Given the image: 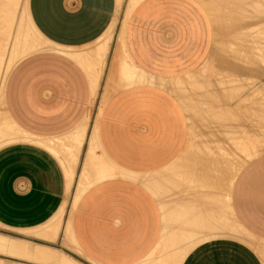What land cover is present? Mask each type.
<instances>
[{"label":"crops","instance_id":"obj_1","mask_svg":"<svg viewBox=\"0 0 264 264\" xmlns=\"http://www.w3.org/2000/svg\"><path fill=\"white\" fill-rule=\"evenodd\" d=\"M227 2L28 0L30 21L44 46L19 60L1 89L0 141H12L0 142V264H57L63 256L77 264H264V11L261 16L252 10L256 0H243L238 4L245 6L233 10H225L232 8ZM128 7L119 33L122 52L115 54L104 85L113 40L108 31ZM241 8L236 13L243 22L236 23L243 31L234 24L235 34L228 20ZM227 38L235 45L241 39L238 49ZM110 41L101 71L102 48ZM227 48L248 53V60L236 55L237 63L232 61ZM224 63L242 80L251 72L260 78L251 86L247 79L245 90L240 87L245 81L231 77L241 84L227 83L226 91L221 77L232 73L224 69L221 76ZM248 65L261 69L248 72ZM93 72L101 74L97 87ZM215 84L221 90L214 93ZM213 100L222 103L214 108ZM229 102L233 110L238 105L236 116L231 114L235 120L246 110L256 115L245 113L250 118L236 122L225 109ZM217 107L220 117L225 110L229 116L222 117L231 127L229 136L223 123L217 125V114L212 121ZM95 130L98 159L113 173L89 186L73 210L82 180L77 162L87 168ZM208 158L218 165L211 162L206 182L200 172ZM69 221L73 242L65 231ZM56 227L61 230L54 236Z\"/></svg>","mask_w":264,"mask_h":264},{"label":"bare ground","instance_id":"obj_2","mask_svg":"<svg viewBox=\"0 0 264 264\" xmlns=\"http://www.w3.org/2000/svg\"><path fill=\"white\" fill-rule=\"evenodd\" d=\"M229 2H227L228 3V5L229 4H231L232 5V3H230V0H228ZM232 1H234V0H232ZM236 1H239V0H235L234 1V3H233V5H232V8H230V7H227V5L225 6V10H227V8H229L230 10L232 9L233 10V8L235 9V7H236V9H238L237 7H239L240 8V6L241 7H244L245 6V4L244 5H241V4H238V3H240L241 1V3H243V0H241V1H239L238 3L236 2ZM250 1V0H249ZM252 1H255V0H252ZM259 1V0H258ZM260 1H264V0H260ZM260 1H259V5H260V7H259V5H258V2H257V0H256V2H255V4H253L254 5V7L256 6L257 7V5H258V8H253L252 10H254V9H256L257 11H258V13L262 10V11H264L263 9H264V7H263V5H262V3L264 4V2H261L260 3ZM27 2H28V0H0V78H1V74H2V76L4 75L3 74V72L6 70V74H7V72L9 71L10 72V68L12 67V65L18 60V59H21L22 57H24L25 55H28V53L29 52H31L32 50H34V48H35V41L36 40H34L33 39V37H38V39H42V37L36 32V29L33 27V25H32V23H31V21H30V17H29V15H28V9H27ZM235 2L238 4V6L235 4ZM245 2V1H244ZM222 3V2H221ZM224 3V2H223ZM252 3V2H251ZM251 3H249V4H251ZM254 3V2H253ZM257 4V5H256ZM134 5V2H131V5L130 6H133ZM236 5V6H235ZM247 5H248V3H247ZM247 5H246V8L247 9H251V5H248V7H247ZM261 6H262V8H261ZM22 8V9H21ZM245 8V9H246ZM243 8H241L240 10H239V12L236 10L235 11V14H233L232 13V15L231 16H233V15H235V16H233L234 17V20L233 19H230V20H228V21H230V23L232 24V25H230V27L231 28H233V33H235V31H236V33L235 34H237V30L235 29V26L236 25H234V24H237V26H236V28L238 27V25L240 26L241 24H238V23H236L237 21L239 22V23H241V21L243 22V20H241V21H239L240 19H242L241 17H239V13H240V11L242 10ZM222 10V9H221ZM257 11H254V12H257ZM227 12V11H226ZM228 12H229V10H228ZM234 12V11H233ZM238 14H237V13ZM243 12V11H242ZM244 12L247 14V12L244 10ZM261 13H264V12H261ZM261 13H259L261 16L263 15V14H261ZM236 14H237V16H236ZM244 14V13H243ZM256 14V13H255ZM258 14V15H259ZM241 15H242V13H241ZM245 15V14H244ZM248 15H251V13L249 12V14ZM260 16V20L261 19H263V17H264V15H263V17H261ZM226 17H228V16H226ZM242 17H243V15H242ZM244 17H246L245 19H246V21H247V18H249V17H247V16H244ZM229 18V17H228ZM230 18H232V17H230ZM237 20H236V19ZM258 18V17H257ZM239 19V20H238ZM254 19V18H253ZM232 20V21H231ZM236 20V21H235ZM225 21V20H224ZM228 21H226V22H228ZM235 22V23H234ZM244 24V23H243ZM242 24V25H243ZM228 25H229V23H228ZM259 25V24H258ZM263 26H264V24H263ZM223 27V26H222ZM243 27V26H242ZM241 26L239 27V29H241L242 28ZM256 27H257V25H256ZM255 27V28H256ZM248 28H250V27H248ZM248 28H246V29H248ZM224 29V28H223ZM226 29V28H225ZM238 29V28H237ZM238 29V30H239ZM243 29V28H242ZM241 29V30H242ZM230 30V29H229ZM232 30V29H231ZM253 30V29H252ZM226 31V30H225ZM243 31V30H242ZM229 32V31H228ZM232 32L230 33V36H231V34H233ZM239 33H241V32H239ZM225 34V33H224ZM228 35V34H227ZM238 35H240V34H238ZM244 35V34H243ZM259 35H261V34H259ZM33 36V37H32ZM234 36V35H233ZM224 37V36H223ZM228 37H229V35H228ZM235 37V36H234ZM234 37H233V39H234ZM237 37V36H236ZM235 37V38H236ZM259 37V36H258ZM263 37V36H262ZM262 37H260V39L262 38ZM226 38V37H225ZM232 38V37H231ZM231 38H227L228 39V42H227V44H229V41H230V43H232V42H234V40L233 39H231ZM239 38H240V36H239ZM246 38H248V37H246ZM253 38H255V37H253ZM37 39V40H38ZM232 40V42H231V40ZM238 39V38H237ZM257 39V38H256ZM241 40V39H240ZM240 40H238V41H240ZM245 40V43H246V39H244ZM248 40V39H247ZM249 40H250V38H249ZM255 40V39H254ZM39 41V40H38ZM224 41V40H223ZM238 41H236V45H237V42ZM251 41H252V38H251ZM258 41V40H257ZM260 41V40H259ZM261 41H262V39H261ZM222 42V41H221ZM242 42H243V40H242ZM257 43V42H256ZM110 44H111V41L110 42H108V43H106L104 46H103V48H102V51H103V53H104V57H103V59H102V61H101V63H100V69H101V71H103L104 69H105V64H106V62H107V58H108V53H109V47H110ZM226 44V45H227ZM248 44H250V42L248 43ZM252 44V46H253V43H251ZM260 43H258V45H259ZM262 44V43H261ZM260 44V45H261ZM232 45H235L234 43H232ZM235 45V48H237V46ZM240 45V44H239ZM242 45H243V43H242ZM241 45V46H242ZM259 45V46H260ZM263 45V44H262ZM262 45H261V47H262ZM228 46V45H227ZM245 46V45H244ZM250 46V45H249ZM225 47V46H224ZM247 47V46H246ZM245 47V49H247L248 50V48H246ZM229 48V47H228ZM228 48H227V50H228ZM233 48V47H232ZM242 48V47H241ZM263 49H264V46L262 47ZM238 49V48H237ZM262 49V50H263ZM222 50V49H221ZM231 51H226V52H231L230 54H229V56L231 55V58H232V61H234V62H236L237 60V58L239 57V56H241V58L240 59H242L243 57H244V55H245V57H246V59L248 58L247 56L249 55L248 53H246V54H248L247 56H246V54L244 53V55L242 54V53H240V52H242L241 50H240V46H239V50H240V52L239 53H235L234 51H232V49H230ZM243 50V49H242ZM246 50V51H247ZM250 50V49H249ZM254 50H255V48H254ZM238 50H236V52H237ZM251 51H253V50H251ZM264 51V50H263ZM222 52V51H221ZM235 53V56L236 55H238V57L236 56V57H234L233 55H234V53ZM243 52H245V50H243ZM250 52V51H249ZM256 52V50L254 51V53ZM217 53V52H216ZM223 53H224V51H223ZM241 54V55H240ZM222 56H225V55H223V54H221ZM226 55H227V57L230 59V57L228 56V54L226 53ZM243 55V56H242ZM250 55H252V54H250ZM261 55V54H260ZM221 57V56H220ZM250 57V56H249ZM253 57H254V54H253ZM256 57V56H255ZM9 58V59H8ZM224 58V57H223ZM223 58L221 59L222 61H223ZM233 58H234V60H233ZM236 58V59H235ZM252 58V57H251ZM250 58V59H251ZM257 58V57H256ZM245 58H243V60H244ZM249 59V60H250ZM259 59H260V57H259ZM258 59V60H259ZM8 60V61H7ZM220 60V59H219ZM227 60V59H226ZM239 60V59H238ZM248 60V59H247ZM257 60V59H256ZM263 60V59H262ZM252 61H255V60H252ZM221 62V61H220ZM225 62V61H224ZM228 62V61H227ZM258 62V61H257ZM8 63V64H7ZM237 63V62H236ZM239 63H241V62H239ZM245 63H246V61H245ZM248 63V62H247ZM256 63V62H255ZM254 63V64H255ZM232 64V63H231ZM252 64H253V62H252ZM260 64V63H259ZM261 64H262V62H261ZM6 65H7V67H6ZM224 65H227V64H223L222 65V67L220 66V65H215L216 67H218V66H220L219 68H218V70L220 71L221 69V71H222V73H221V76L223 75V73H224V71L228 68L227 66H225V67H227L226 69L223 67ZM232 65H234V64H232ZM235 65H237V64H235ZM235 65H234V67H235ZM241 65H242V63H241ZM244 66H245V68H246V65L245 64H243ZM250 65V64H249ZM248 65V69H249V71L248 72H250L251 70H250V68H253V66H257V67H260L259 69H258V71L261 69V66H258V65H253V66H249ZM228 66H229V64H228ZM89 67V66H88ZM231 67V66H230ZM262 67H263V65H262ZM240 68H241V66H240ZM256 68V67H255ZM91 70H92V68H90ZM225 69V70H224ZM230 69V68H229ZM229 69H227V70H229ZM237 69V68H236ZM235 69V70H236ZM247 69V70H248ZM224 70V71H223ZM227 70L225 71V72H227ZM233 70V72H231V70H229L232 74L231 75H229L230 77H228L227 75H226V73H224V78L223 77H221V79H223V80H221V83L223 82V84L222 85H224V86H221V88H225L226 89V91L228 90V88H230L229 86H226L227 85V83H228V85H229V83L230 84H233L234 83V85H235V82H236V85L235 86H238V84L237 83H240L241 84V81H245L243 84H241L242 86H240V87H242L243 88V86H244V88L243 89H247V84H246V82H247V79L248 80H250V83H249V85L251 86L253 83H255V80L257 81L259 78H260V76H256V74H255V76H256V78H255V76L252 78V75H254L252 72H251V78H249L248 76H245V77H247V79L245 80L244 79V77H243V79L244 80H242L241 78H239V74L236 76L235 74H236V72L234 71V69H232ZM239 70V69H238ZM254 68H253V72H254ZM228 71V72H229ZM262 71H263V69H262ZM217 72V71H216ZM227 72V73H228ZM257 72V71H256ZM264 72V71H263ZM93 73H95V72H93ZM235 73V74H234ZM220 74V73H219ZM234 74V75H233ZM244 74V73H243ZM248 74V73H247ZM246 74V75H247ZM218 75V74H217ZM216 75V76H217ZM227 76V78H228V80H229V82H227V81H225L224 79L226 78V76ZM94 76H95V86L97 87V85H99V80H100V77H101V74H97V73H95L94 74ZM141 76V75H140ZM234 76H236L237 78H239V80H241V81H236L235 79V77ZM244 76V75H243ZM263 76V75H262ZM262 76H261V78H262ZM231 77H234L235 79H232V80H234L235 82H231V79H229V78H231ZM241 77V76H240ZM257 77H259V78H257ZM4 78V77H3ZM6 79V78H5ZM141 79L142 80H144L143 79V77H141ZM220 77L218 78V81L220 82ZM251 79H252V81H251ZM253 79H255V80H253ZM2 80V79H1ZM199 80V79H198ZM215 80V79H214ZM144 81H146V80H144ZM218 81H217V83H218ZM225 81V82H224ZM202 82V81H201ZM212 82V81H211ZM224 83H226V84H224ZM248 83V82H247ZM196 84H197V82H196ZM211 84V83H210ZM209 84V85H210ZM219 85H221V84H219ZM246 85V86H245ZM248 85V88H250V86ZM212 86V85H211ZM215 86H216V84H215ZM235 86H232L231 87V89L232 88H235V89H238V87L236 88ZM259 86H261V85H259ZM262 86H264L263 84H262ZM195 87V86H194ZM201 87V86H200ZM200 87H196V88H200ZM210 87V86H209ZM227 87V88H226ZM253 87V86H252ZM195 88V89H196ZM205 88V87H204ZM216 89H212L211 88V90L213 91L214 90V93H215V91H218L219 89V87H215ZM223 88V89H224ZM208 89V88H207ZM218 89V90H217ZM240 90H241V88H239ZM238 89V90H239ZM258 90H260V89H262L261 87H260V89L259 88H257ZM257 89L255 90V91H257ZM210 90V89H209ZM221 90V89H220ZM219 90V91H220ZM230 90V89H229ZM251 90V89H250ZM205 91V90H204ZM234 91V90H233ZM232 91V92H233ZM237 92V91H236ZM235 92V93H236ZM259 92H261V91H259ZM258 92V93H259ZM263 92V91H262ZM205 93V92H204ZM203 93V94H204ZM212 94H214L213 92H211ZM217 93V92H216ZM238 93V92H237ZM241 93V92H240ZM232 94L233 93H231V96H232ZM263 94V93H262ZM228 95V94H227ZM230 95V94H229ZM234 95V94H233ZM249 95H251V94H249ZM254 95V94H253ZM207 96V95H206ZM220 96H222V95H220ZM230 96V97H231ZM255 96H257V95H255ZM258 96H261L260 94L258 95ZM263 96V95H262ZM217 97L218 96H216L214 99L215 100H217ZM219 98V97H218ZM227 98H228V96H227ZM238 98H240L239 97V95H238V97L235 99L236 101H237V99ZM250 98V97H249ZM249 98H245L244 97V99H247V101H248V99ZM258 98V97H257ZM204 99V98H203ZM213 99V98H212ZM220 99H222V97H220ZM225 99H226V97H225ZM256 99V98H255ZM254 99V100H255ZM259 99V98H258ZM219 100V99H218ZM226 100H228V99H226ZM232 100V99H231ZM242 100V98L240 99V100H238L239 102ZM254 100H252V95H251V101H249V102H252V101H254ZM204 101V100H203ZM202 101V102H203ZM210 101V100H209ZM220 101V100H219ZM218 101V102H219ZM234 101V100H233ZM244 101V104L245 103H247L245 100H243ZM243 101H241V103H243ZM206 102H207V99H206ZM213 102H215L214 100L212 101V103H211V105H213L212 107H214V108H216V106H217V104H218V102H216V103H214L213 104ZM222 102L223 103H225L224 101H223V99H222ZM222 102H219V104L220 103H222ZM228 102V101H227ZM238 102V103H239ZM231 102H229L228 103V105H227V107H229ZM234 103H235V101H234ZM237 103V102H236ZM236 103H235V105H236ZM241 103H239V106L241 105ZM254 103H255V101H254ZM226 104V103H225ZM232 104V103H231ZM244 104H242V105H244ZM248 104V103H247ZM207 105H208V103H207ZM258 104H256V106H257ZM261 105V104H260ZM245 106V105H244ZM224 107V106H223ZM226 107V106H225ZM233 107V106H232ZM235 107V106H234ZM237 107H238V105H237ZM237 107H236V109H237ZM241 107V106H240ZM239 107V108H240ZM243 107V106H242ZM247 107V106H246ZM253 107V106H252ZM259 107V106H258ZM201 108V107H200ZM244 108V107H243ZM250 108V107H249ZM254 108V107H253ZM261 108V107H260ZM263 108V107H262ZM202 109V108H201ZM204 109V108H203ZM218 107H217V110L215 111L214 109V111L213 112H215V114L214 113H212V115H213V117H211V118H213L212 119V121H214V115H216L217 114V116H215L216 118H218V120L220 121V124H217V123H219V122H217L218 120H216L215 122V124H217V125H221L222 123V126L224 125L225 126V124H224V122L223 121H225L224 119H226V117L228 118L229 116H228V114L229 115H231V114H235V111L234 110H236V109H231L230 107H229V109L228 108H225V109H227V111L229 110V111H231V113L229 112L228 114H226L227 112H226V110L225 109H223V111H224V113H222L221 111V113H222V115H221V117H220V113L218 112ZM231 109V110H230ZM245 110L247 109V108H244ZM244 109H239V111L241 112L242 110H244ZM252 109V108H251ZM200 110V109H199ZM207 110V109H206ZM210 110V109H209ZM257 109L255 108V111H256ZM205 111V110H204ZM212 111V110H211ZM232 111H233V113H232ZM238 111V110H237ZM236 111V112H237ZM259 111V110H258ZM257 111V112H258ZM264 111V110H263ZM200 112V111H199ZM206 112H208V110L206 111ZM240 112H238V113H240ZM241 113H243L241 116L243 117V115H246L247 116V114H250V112L248 113V110H246V112H241ZM245 113H247V114H245ZM252 113V112H251ZM263 113V112H262ZM202 114V113H201ZM218 114H219V116H218ZM225 114V115H224ZM234 114H233V116H234ZM206 115V114H205ZM208 115V114H207ZM227 115V116H226ZM251 116H253L252 114H250ZM250 115L249 116H245V118H250ZM256 115V114H255ZM254 115V116H255ZM232 115H231V117H233ZM235 116H236V114H235ZM241 116L239 117V116H237L236 118L237 119H239V118H241ZM254 116H253V118H254ZM258 116H260V115H258ZM258 116H256V117H258ZM209 117V116H208ZM209 117V118H210ZM222 117H225L224 119L222 118ZM204 118V117H203ZM222 118V119H221ZM261 118V117H260ZM198 119V118H197ZM236 119V120H237ZM242 119V118H241ZM241 119H240V122H242L241 121ZM256 119V118H255ZM208 120V119H207ZM227 120H231V122L233 121V120H235L234 119V117H233V120L231 119V118H229V119H227ZM235 120V121H236ZM243 120V119H242ZM257 120V119H256ZM208 121H210V120H208ZM238 121V120H237ZM236 121V122H237ZM197 122V121H196ZM206 122V121H205ZM239 122V124L241 125V123ZM247 122V121H246ZM249 122V121H248ZM253 121H251V124H253L252 123ZM255 122V121H254ZM207 123V122H206ZM214 123V122H213ZM228 123H230V121L228 122ZM261 123V122H260ZM230 124H232V123H230ZM235 125H237L236 123H235ZM242 125H244V123H242ZM255 125V124H254ZM257 125V124H256ZM213 125H211V127H212ZM206 127V126H205ZM216 127V126H215ZM219 128H220V126H218ZM225 127H227V129H224L225 131H226V133L227 132H229V134H230V132L232 131L231 129V131L229 130V131H227L229 128H231L230 127V125L228 126L227 124H226V126ZM229 127V128H228ZM251 127H253L252 125H251ZM195 128V127H194ZM204 128V127H203ZM212 128H214V127H212ZM217 128V127H216ZM201 129V128H200ZM223 129V128H222ZM244 129V128H243ZM247 129V128H246ZM252 129H254V128H252ZM208 130V129H207ZM209 130H210V127H209ZM216 130V129H215ZM240 130V127H239V129H238V131ZM255 130V129H254ZM201 132V131H200ZM209 132V131H208ZM211 132V131H210ZM210 132H209V134H210ZM218 132L219 131H217V133L216 132H214V133H216L214 136H215V138H216V135L218 134ZM236 132H237V130H236ZM255 132V131H254ZM256 132H258V131H256ZM262 132V131H261ZM261 132H258V133H261ZM213 133V134H214ZM232 133V132H231ZM221 133H219V135H220ZM229 134L227 133V135L229 136ZM234 134V133H233ZM232 134V135H233ZM237 134V133H236ZM235 134V135H236ZM262 134V133H261ZM197 135V134H196ZM203 135H204V133H203ZM207 135H208V133H207ZM218 135V136H219ZM2 139L3 138H6V137H8V136H6V135H4V134H2ZM17 136V135H16ZM210 136V138H212L211 137V135H209ZM208 136V137H209ZM217 136V137H218ZM234 136V135H233ZM237 136V135H236ZM19 137V136H18ZM223 136H221V138H222ZM232 137V136H231ZM240 137V135L238 136V138ZM263 137H264V135H263ZM230 138V137H229ZM0 139H1V136H0ZM10 139V138H9ZM217 139V138H216ZM236 139V138H235ZM14 140V139H13ZM83 140V139H82ZM6 141H12V138L10 139V140H8V139H6V140H2V142H6ZM81 141V140H80ZM79 141V142H80ZM1 142V141H0ZM1 142V143H2ZM82 142V141H81ZM80 142V143H81ZM98 141H97V135L95 134V138H94V140L91 142V144H90V157H89V159H88V166H87V168H85L84 170H83V174H82V180H81V182L80 183H78V184H80L79 186H80V191H79V194L80 193H82V192H84L89 186H91L93 183H95L96 181H98V180H101V179H104V178H106L107 177V175H111L113 172L111 171V170H109L106 166H105V164H103L99 159H98V156H97V154H96V151H97V148H98V143H97ZM224 142V141H223ZM48 145V144H47ZM1 146V145H0ZM81 146V145H80ZM48 147H50V149H52V150H55V147L54 146H50V145H48ZM212 147V146H211ZM64 148V147H63ZM76 148H77V146H76ZM237 148V147H236ZM200 149V148H199ZM221 149V148H220ZM231 149V148H230ZM233 149H235V148H233ZM238 149V148H237ZM241 149V148H240ZM66 150H70V148L69 149H66ZM225 150H226V147H225ZM236 150V149H235ZM262 150V149H261ZM55 151H57V153H58V150L56 149ZM60 151V150H59ZM64 151V150H63ZM206 151V150H205ZM217 151V150H216ZM246 150H243L242 152L244 153ZM70 152V151H69ZM68 152V153H69ZM209 152V151H208ZM213 152H215V151H213ZM241 152V153H242ZM64 153V152H63ZM78 153V152H77ZM204 153V152H203ZM207 153V152H206ZM229 153H230V151H229ZM231 153H234V152H231ZM231 153L229 154V155H231ZM67 154V153H66ZM71 154V153H70ZM76 154V153H75ZM212 154V153H211ZM218 154V153H217ZM220 154V153H219ZM218 154V155H219ZM245 154V153H244ZM247 154V153H246ZM58 155V154H57ZM225 155H227V153L225 154ZM228 155V156H229ZM237 155V154H236ZM252 155V154H251ZM61 156V155H60ZM64 156H65V154H64ZM210 156V155H209ZM213 156H215V155H213ZM232 156V155H231ZM230 156V157H231ZM238 157L240 156L239 154L237 155ZM243 155H241L240 157H242ZM246 156V155H245ZM74 157V156H73ZM203 157H205V156H203ZM207 157H208V153H207ZM226 157V156H225ZM229 157V158H230ZM236 157V156H235ZM235 157H233V158H235ZM248 157H249V154H248ZM248 157H247V160H248ZM63 158V157H62ZM77 158V157H76ZM245 158V157H244ZM201 159V158H200ZM207 159V158H206ZM210 161H208L207 160V162H210V164H208V163H202L204 166H201V167H203V169L205 170L206 169V171H204L203 169H201L202 170V172H200V171H198V174H199V172L202 174L203 172V174H205L206 172H209V171H211V169H209V168H211L210 167V165H211V162H213L212 164L214 165V162L215 161H213V160H211L210 158H208ZM231 159V158H230ZM249 159H250V157H249ZM216 160V159H215ZM227 160H229V159H227ZM66 161H68V160H66ZM203 161V160H202ZM221 161V160H220ZM225 161V160H224ZM232 161V160H231ZM244 160H242L239 164L242 166L243 165V162ZM205 162V161H204ZM216 162H218V159H217V161ZM216 162H215V165H218V164H216ZM245 162H247V161H245ZM62 163H64V166L66 167V169H68V172L69 173H73L74 172V170H73V168H72V166H70V167H68L67 166V164L65 163V160H63V162ZM71 163V162H70ZM199 163H201V162H199ZM222 163H224L225 164V162H222ZM221 162H219V164H222ZM201 164V165H202ZM68 165H69V163H68ZM213 165H211V166H213ZM214 165V166H215ZM181 166V165H180ZM222 166H224V165H222ZM221 166V167H222ZM218 167V166H217ZM217 167H215V168H217ZM219 167H220V165H219ZM207 168L209 169L208 171H207ZM215 168H213V170L215 169ZM194 169H195V167H194ZM220 169V168H219ZM192 171H193V169H191ZM221 171V169L220 170H217V172H220ZM197 173V172H196ZM215 174H217L216 172H215ZM181 175V174H180ZM206 176L207 175H209L210 176V173L209 174H205ZM222 175V174H221ZM228 175V174H227ZM194 176V175H193ZM209 176H207V178H205L204 177V180H206L207 179V181L206 182H208L209 180ZM229 177H230V175H228ZM216 177V176H215ZM214 177V178H215ZM81 179V178H80ZM221 179V178H220ZM189 180V179H188ZM191 180H192V178H191ZM190 180V181H191ZM202 180V179H201ZM212 180V179H211ZM218 181V180H217ZM216 181V182H217ZM222 181V180H221ZM194 182V181H193ZM199 182V181H198ZM202 182V181H201ZM205 182V181H204ZM213 184H214V182H213ZM204 185H205V183H204ZM208 185V184H207ZM79 186H77V187H79ZM206 186V185H205ZM213 186V185H212ZM214 191V190H213ZM207 196V195H206ZM64 214V211L62 210L61 212H60V215H63ZM47 227V226H46ZM59 230H61V229H59V227H56L52 232L54 233V236H56L57 234H58V232H59ZM68 234H69V236L71 235L70 233H69V231H68ZM59 235V234H58ZM29 237V236H28ZM58 237V236H57ZM39 238V237H38ZM4 239V238H3ZM69 239V238H68ZM70 239L72 240V238H71V236H70ZM54 240H55V238H54ZM72 242H73V240H72ZM1 243H3V242H1ZM4 244H2V246H3ZM10 248V247H9ZM6 250V249H5ZM11 251H12V249H11ZM35 252V251H34ZM33 252V253H34ZM11 254V253H10ZM36 254H38V252L36 253ZM35 256V255H34ZM19 258V257H18ZM37 259V258H36ZM51 261V260H50ZM53 261V260H52ZM48 263V262H47Z\"/></svg>","mask_w":264,"mask_h":264},{"label":"rangeland","instance_id":"obj_3","mask_svg":"<svg viewBox=\"0 0 264 264\" xmlns=\"http://www.w3.org/2000/svg\"><path fill=\"white\" fill-rule=\"evenodd\" d=\"M25 1V0H24ZM131 5V4H130ZM129 8L130 7H128V9H127V11H126V13H125V11L123 12V10H121V13H119V15H118V17H117V19H116V21L114 22V24L112 25V27L110 28V30L108 31L110 34H112V36H113V40H112V44H111V47H110V50H111V59H110V63H109V65H108V67L106 68V71H105V73H104V76H103V80H102V82L104 83V85H106V83H107V79H108V76H109V73H110V71H111V64L113 63V58H115L114 56H115V54L117 53V52H119V53H121L122 52V47H121V39L119 38V33L122 31V34H123V31H124V27H125V23H126V18H128L127 17V13L129 12ZM22 9V8H21ZM124 18V19H123ZM33 37V36H32ZM33 39L34 40H36L35 41V48H34V50H32L31 52H29L28 54H30V53H32V52H35V51H38V50H40V48H42L43 46H44V44L42 43L43 42V39H38V37H33ZM39 41H38V40ZM99 42V41H98ZM98 42H96L95 43V45L98 43ZM117 45H118V47H117ZM119 48V49H118ZM26 56V55H25ZM24 56V57H25ZM23 58V57H22ZM21 58V59H22ZM9 59V58H8ZM21 59H18L13 65H12V67L10 68V71H11V69L14 67V65L19 61V60H21ZM8 61V60H7ZM8 64V63H7ZM6 67H7V65H6ZM8 73H9V71L7 72V74H6V70L3 72V76H2V74H1V78H0V118L2 119V120H4L5 119V114H4V112H3V109H2V99H3V94H1V89L3 88V85H4V82H5V78L8 76ZM4 77V78H3ZM2 79V80H1ZM105 87V86H104ZM97 115V114H96ZM97 130H95L94 131V135L97 133L96 132ZM82 151H84V147H83V149H82ZM98 151V150H97ZM99 151H102V150H99ZM80 157H81V155H80ZM77 165H78V167H79V170H80V172L82 173V170H83V168H84V162L82 161V160H78V162H77ZM81 173H80V178H81ZM80 181V180H79ZM80 186L79 187H77V191H76V194H75V196H74V199H73V210H74V208H75V205H76V203H77V201H78V199L80 198V196L82 195V193H80L79 194V191H80ZM64 211V210H63ZM71 221V220H70ZM70 221L67 223V225L65 226V231H66V234H67V237L69 238V240L70 241H72L71 239H70V236H69V234H68V231H69V225H70ZM70 233V232H69ZM74 244V243H73ZM55 261V257H53L52 258V256H51V261ZM57 264H77L76 262H74V261H72V260H70V259H68L67 257H62L61 259H60V262H58Z\"/></svg>","mask_w":264,"mask_h":264}]
</instances>
